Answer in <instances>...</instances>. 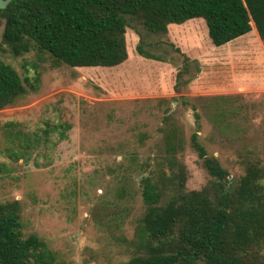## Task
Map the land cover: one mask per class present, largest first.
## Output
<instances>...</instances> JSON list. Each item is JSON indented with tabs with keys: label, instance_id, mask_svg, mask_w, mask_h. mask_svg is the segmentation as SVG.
<instances>
[{
	"label": "rangeland",
	"instance_id": "1",
	"mask_svg": "<svg viewBox=\"0 0 264 264\" xmlns=\"http://www.w3.org/2000/svg\"><path fill=\"white\" fill-rule=\"evenodd\" d=\"M4 28L0 16V58L34 87L0 110V203L20 200L24 233L46 240L57 264H123L131 258L128 240L143 203L140 175L126 167L132 154L139 162L155 154L167 109L177 108L190 136L192 106L198 105L193 97L231 92L218 96L221 105L241 107L238 123L246 131L237 133L235 146L245 141L264 161V42L254 25L215 45L203 17L171 23L161 48H152L166 60L140 54V36L128 27L125 62L84 67L58 66L36 47L16 56L3 49ZM199 133L236 182L244 170L233 148L206 140L219 132L205 118ZM184 159L189 187L200 188L208 174L190 146ZM127 179L129 195L122 198L117 191Z\"/></svg>",
	"mask_w": 264,
	"mask_h": 264
},
{
	"label": "trees",
	"instance_id": "2",
	"mask_svg": "<svg viewBox=\"0 0 264 264\" xmlns=\"http://www.w3.org/2000/svg\"><path fill=\"white\" fill-rule=\"evenodd\" d=\"M0 16L5 19L3 49L19 56L36 47L58 66L122 64L129 57L128 27L140 36V54L166 60L152 48H161L171 23L195 17L206 20L215 45L247 34L253 24L264 42V0H12L0 8ZM29 86L34 84L28 76L0 58V110L16 103ZM193 98L198 105L192 106L190 136L177 108L167 109L155 154L142 162L132 154L133 163L126 167L140 175L143 205L134 238L128 240L132 256L123 264H264V161L245 141L236 147L237 133L246 128L238 123L241 107L221 105L218 95ZM204 118L219 132L206 140L217 138L237 154L244 171L236 182L202 139ZM188 146L208 174L200 188L188 185ZM129 187L127 179L117 191L122 198ZM0 264H57L46 240L24 233L18 199L0 203Z\"/></svg>",
	"mask_w": 264,
	"mask_h": 264
},
{
	"label": "water",
	"instance_id": "3",
	"mask_svg": "<svg viewBox=\"0 0 264 264\" xmlns=\"http://www.w3.org/2000/svg\"><path fill=\"white\" fill-rule=\"evenodd\" d=\"M12 0H0V8H6Z\"/></svg>",
	"mask_w": 264,
	"mask_h": 264
},
{
	"label": "crops",
	"instance_id": "4",
	"mask_svg": "<svg viewBox=\"0 0 264 264\" xmlns=\"http://www.w3.org/2000/svg\"><path fill=\"white\" fill-rule=\"evenodd\" d=\"M254 25V24H253ZM255 26V25H254ZM229 93H231V92H222V91H217V92H215L214 93V95H218V94H229Z\"/></svg>",
	"mask_w": 264,
	"mask_h": 264
}]
</instances>
